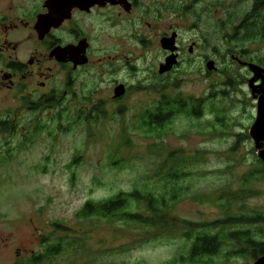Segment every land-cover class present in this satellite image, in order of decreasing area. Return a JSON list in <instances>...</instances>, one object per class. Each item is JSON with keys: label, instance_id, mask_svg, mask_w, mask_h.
<instances>
[{"label": "rangeland", "instance_id": "1", "mask_svg": "<svg viewBox=\"0 0 264 264\" xmlns=\"http://www.w3.org/2000/svg\"><path fill=\"white\" fill-rule=\"evenodd\" d=\"M195 1H188L192 11L186 15L184 10L182 18L165 11L167 28L180 27L188 38L182 39L181 63L165 81L159 67L168 57L160 39H93L95 64L73 75V92L93 98L100 89L104 104L76 106L81 119L75 107L66 109V74L51 63L46 64L52 69L46 90L30 80L20 79L22 88L15 90L0 83V122L9 120L15 128L0 132V264H28L32 255L44 253V237L51 235L50 243H55L64 236L54 232V224L73 231L67 239L72 246L47 264H183L180 260L187 258L192 245L185 238L184 222L204 225L264 215V180L244 185L246 176L261 165L249 136L257 114L249 88L253 76L239 63L263 59L264 40H240L247 39L244 35L232 40L253 2ZM36 4L37 0H0V12L11 10L14 17H24ZM14 25L2 28V34L21 43L22 60L34 51L33 39H27L34 32L18 21ZM210 62L215 71L208 70ZM3 68L4 61L0 71ZM115 81L131 87L118 106L107 99ZM174 81L179 88L168 94L203 100L200 107L193 105L202 114L178 116L160 138H149L139 120L158 103L159 85ZM46 91H52L49 106L39 101ZM169 158L187 174L173 182L181 189L179 201L169 210L179 223L176 228L77 218L88 201L134 190L162 194L167 182L158 175L167 171L158 170ZM240 192H245L244 198ZM131 207L132 213L138 212L136 204ZM141 212L147 214L145 207ZM241 229L264 231V224ZM234 246L225 242L217 256L198 264L255 263L250 255L232 256Z\"/></svg>", "mask_w": 264, "mask_h": 264}, {"label": "flooded vegetation", "instance_id": "2", "mask_svg": "<svg viewBox=\"0 0 264 264\" xmlns=\"http://www.w3.org/2000/svg\"><path fill=\"white\" fill-rule=\"evenodd\" d=\"M59 1L61 0H37L33 13L28 12V15L24 17L20 16L19 18L14 17L11 10L6 9V12H0V62L4 61V68L0 71V83L2 86L7 85L5 87L8 90H15L18 86V88H22L20 79L30 80L31 84L34 82L38 83L42 89L46 90L49 88L52 77V69L46 67V64L51 63L56 68L63 69L66 74V89L63 93L64 102L67 106L66 109L70 112L75 107L74 114L78 119H81L84 116L76 112V106L80 107L81 105L87 108L95 106L96 108L104 104L100 89L95 90L93 98L85 94L82 97H78L73 92L75 86L73 75L79 74L95 64L92 55L93 39H160L161 47L163 40H173V47L176 48L174 53L163 49V47L162 50L168 58L176 56L177 65L169 72L159 74L160 79L163 81L172 72L176 71L181 63L180 60L183 57L182 39L188 38L184 37L180 27L174 25L175 27L170 26L168 29L164 14L165 11H170L173 13V16H178V18H182L184 10L186 15L190 14L192 7L188 5L189 0H65L66 7L69 9L72 7V9L63 14L64 19L61 26L59 28H51L48 32L39 30L38 23L40 18L49 16L51 10L57 8L58 5L56 4ZM199 1L196 0L195 4L197 5ZM71 3H74V6H71ZM75 3L81 4L77 5ZM17 21L19 24L25 25V27L31 26L35 35L27 38L33 39L32 48L34 51L30 53L29 57L27 54H24L22 60L18 58L19 53L22 52L21 43L9 41L6 34H2L4 31L2 28L5 27V30H7L6 27H14ZM121 29L123 31L120 34L119 31ZM80 43L87 45L85 51L87 62L84 65L76 66L69 56L64 58V62H60L53 54L56 49L76 48ZM189 53H193V46L189 47ZM167 59L164 61L165 64ZM239 63L245 69H248L245 64H252L241 61ZM256 85L259 86L260 82L256 83ZM119 86H124L125 94L120 98H115V90ZM158 88L160 94L159 102H167L168 97L181 98L186 102H190L189 106H187L188 114L185 115L197 118L202 114L201 109L200 112L193 105L196 103L199 106V104L203 103V100L184 98L182 94L174 96L171 93L168 94L171 89L178 90V81H174L173 83L164 82ZM130 89V85L116 81L113 82L109 90V97L107 98L109 104L115 106L121 104L125 100V96L130 92ZM52 98V91H46L39 101H43L45 106H49L53 101ZM193 109H196V111L193 112ZM182 115L184 114H180V116Z\"/></svg>", "mask_w": 264, "mask_h": 264}, {"label": "trees", "instance_id": "3", "mask_svg": "<svg viewBox=\"0 0 264 264\" xmlns=\"http://www.w3.org/2000/svg\"><path fill=\"white\" fill-rule=\"evenodd\" d=\"M252 2L251 10L244 16L239 27L234 32L232 37L234 41H239L238 38L242 35H244L243 38H247L240 39L242 41H253L256 38L264 40V0H252ZM251 62H255L256 65L264 68V58L259 60L252 59ZM189 104L190 102L176 97H168L167 102L158 101L153 109L142 115L139 120V127L149 138H160L164 134L166 127L174 119L180 114H188L187 106ZM195 111L196 109H193V112ZM11 123L9 120L0 122V132L15 130ZM258 163L261 167L246 176L244 185L248 184V182L250 183V181L264 180V163L260 161ZM161 169L167 171L163 177L158 175L162 174ZM158 174L159 179L167 182L162 194L156 195L148 191L134 190L129 193L121 192L114 197L99 202L88 201L77 213V218L82 220L97 218L107 221H121L144 227L163 225L169 229L176 228L179 223L169 215V210L179 201L181 189L174 186L173 182L181 180L187 174L185 169L179 167V163L173 162L171 158L161 165ZM238 195L240 198H244L245 192H240ZM132 204L138 206V212H131ZM144 207L149 216L141 212V208ZM257 224H264V215L255 213L252 216L228 217L222 221L204 225L184 222L186 229L185 238L191 241L192 245L187 258H182L180 263L198 264L205 259H211L221 252L225 242L235 245L232 256L250 255L253 260H258L264 256L263 229L257 232L250 229H241L243 226ZM53 228L55 233L61 232L64 236L58 238L55 243H50L51 235L44 237L42 241L45 246L44 253L32 255L28 260V264L50 263L56 257L62 255L66 247L72 246V243L67 240L69 234L70 236L73 234L70 228L62 224H54ZM75 239L77 240L75 237L73 242Z\"/></svg>", "mask_w": 264, "mask_h": 264}, {"label": "water", "instance_id": "4", "mask_svg": "<svg viewBox=\"0 0 264 264\" xmlns=\"http://www.w3.org/2000/svg\"><path fill=\"white\" fill-rule=\"evenodd\" d=\"M81 4V3H75ZM57 8L51 10L49 16L40 18L38 23V29L48 32L51 28H59L64 19L63 14L69 12L72 7L69 9L66 7V1L61 0L57 2ZM71 6H74V3H71ZM60 8V9H59ZM174 41L171 39H165L162 41V47L165 50H169L172 53L176 51V48L173 47ZM87 45L85 43H80L78 47H68L64 49H56L54 51V56L60 61L64 62V58L69 56L70 59L75 63V65H84L86 64V51ZM177 65V57L171 56L166 60V64H163L159 68V74H165L169 72L174 66ZM250 72L253 74V79L249 82V88L252 91V97L257 102V114L254 125L249 131V136L254 142L255 149L257 150L258 159L264 163V68L255 65V64H245ZM207 68L209 71L215 70V65L213 62L208 63ZM261 81V85H256ZM125 88L124 86H119L115 90V98H120L124 96ZM254 264H264V256L255 261Z\"/></svg>", "mask_w": 264, "mask_h": 264}]
</instances>
